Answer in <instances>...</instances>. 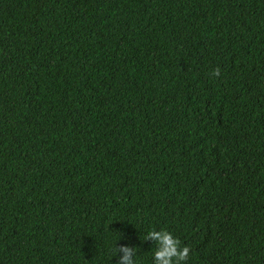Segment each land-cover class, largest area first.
I'll list each match as a JSON object with an SVG mask.
<instances>
[{
	"label": "trees",
	"instance_id": "trees-1",
	"mask_svg": "<svg viewBox=\"0 0 264 264\" xmlns=\"http://www.w3.org/2000/svg\"><path fill=\"white\" fill-rule=\"evenodd\" d=\"M151 230L264 264V0H0V264Z\"/></svg>",
	"mask_w": 264,
	"mask_h": 264
},
{
	"label": "clouds",
	"instance_id": "clouds-1",
	"mask_svg": "<svg viewBox=\"0 0 264 264\" xmlns=\"http://www.w3.org/2000/svg\"><path fill=\"white\" fill-rule=\"evenodd\" d=\"M213 75H219V68L214 70ZM119 233L120 238L123 233ZM147 240L155 242L157 246L154 252V264H183L189 257V247H181L180 241L167 230H151L147 233L144 241ZM136 249L137 247L128 245L116 247L117 254L123 253L119 256L117 264H136L133 259Z\"/></svg>",
	"mask_w": 264,
	"mask_h": 264
}]
</instances>
